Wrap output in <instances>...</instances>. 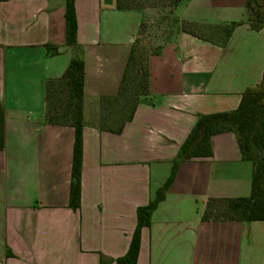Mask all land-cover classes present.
Instances as JSON below:
<instances>
[{
	"label": "crops",
	"instance_id": "crops-1",
	"mask_svg": "<svg viewBox=\"0 0 264 264\" xmlns=\"http://www.w3.org/2000/svg\"><path fill=\"white\" fill-rule=\"evenodd\" d=\"M183 1L178 29L149 56L148 93L131 119L109 127L104 104L119 95L143 10L76 0L71 46L65 0H0V264H117L138 209L168 180L199 117L236 110L242 92L262 81L264 28L251 27L247 0ZM183 20L243 23L219 45L184 32ZM74 58L85 63L79 209L70 206L75 128L47 117V84ZM211 146V156L179 165L142 229L137 264H264V220L203 219L210 198L252 193L254 166L238 133H216Z\"/></svg>",
	"mask_w": 264,
	"mask_h": 264
},
{
	"label": "trees",
	"instance_id": "trees-1",
	"mask_svg": "<svg viewBox=\"0 0 264 264\" xmlns=\"http://www.w3.org/2000/svg\"><path fill=\"white\" fill-rule=\"evenodd\" d=\"M157 0H118L120 8L157 7L161 2ZM165 6L175 8L182 0H161ZM66 2V42L68 45L77 44L78 18L76 0ZM248 22L255 30L264 28V0H247ZM243 21H232L227 24H206L222 26L225 39L216 43L203 34L197 33L192 27L204 25L188 20L181 22L182 30L201 39L219 45H225L233 31ZM136 46L132 48L127 66L122 78L119 94L128 90L129 80ZM149 59V58H148ZM140 87L135 90L134 104L129 115L124 120L133 117L136 103L142 95H146L150 85L148 65L139 71ZM85 83V63L82 59L71 60L62 79L49 81L47 84L48 121L53 124L71 125L75 128L74 157L72 164V182L70 189V206L79 209L82 194V160H83V96ZM63 87L68 92L69 100L65 111L51 113L50 95L53 87ZM235 130L239 136L243 155L253 162L252 193L247 197H212L207 202L204 220H264V75L256 86H249L242 92L239 107L232 112H222L201 115L179 149L172 172L165 184L157 191L149 204L138 209V224L134 231L127 253L116 260L117 264H137L141 247L142 229L151 224L154 209L165 198L166 191L173 183L181 162L194 158L212 155L211 136ZM5 145V108L0 104V148Z\"/></svg>",
	"mask_w": 264,
	"mask_h": 264
},
{
	"label": "rangeland",
	"instance_id": "rangeland-1",
	"mask_svg": "<svg viewBox=\"0 0 264 264\" xmlns=\"http://www.w3.org/2000/svg\"><path fill=\"white\" fill-rule=\"evenodd\" d=\"M161 2L157 7H136L134 9L143 10V12L137 13L138 16H142L146 19L141 24L140 34L136 42V49L134 54V60L130 71L129 80L126 83L128 87L127 91H123L114 98L106 102V111L104 112L103 124L109 127H115L119 125L129 115L134 104L135 90L140 87V75L139 71L143 69L151 53L158 50L162 41L172 37V35L178 29V20L175 16H182L187 10V1H183L177 7V9L170 6H165ZM175 15V16H174ZM211 15L210 13L199 14L200 18ZM135 16V15H134ZM120 24L119 28L125 29L128 23L125 21ZM128 22H130L128 16ZM197 33L203 34L207 38L220 43L225 39V32L222 26L218 25H197L192 27ZM68 99V92L63 87H53L50 95L51 113L54 114L56 111H65Z\"/></svg>",
	"mask_w": 264,
	"mask_h": 264
}]
</instances>
